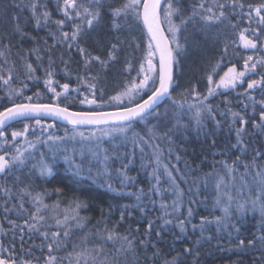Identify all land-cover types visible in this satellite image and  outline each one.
Here are the masks:
<instances>
[{
  "label": "trees",
  "instance_id": "16d2710c",
  "mask_svg": "<svg viewBox=\"0 0 264 264\" xmlns=\"http://www.w3.org/2000/svg\"><path fill=\"white\" fill-rule=\"evenodd\" d=\"M30 2V0H0V36L5 39L0 42V50L5 52L7 63L4 57H0V76L7 79L10 72L13 79L8 85H5L0 80V111L4 107H11L15 103H29L26 96H32V102L35 103H59L61 106H67L70 111H92V110H105L113 111L123 109L129 105L127 98L123 99L122 103L109 100V97L117 95L123 91L125 85L131 80L132 77L137 75L139 70L140 61L142 58V49L146 47L145 37L143 33V26H136L135 21H129L128 24H123L121 29L114 31L111 29V21L107 14H104V20L98 26L96 32L84 42L81 46L87 47L93 55H101L102 58L107 57V50L112 43L119 44L118 60L111 62L106 69H102L99 64L91 68L88 75L100 74L101 79L92 81L97 83L96 100L98 104L103 105L102 109H97L95 105L81 104L80 100L84 96L92 98L89 90L83 85L78 84L77 73L85 74L83 69V62L76 49L71 52L72 62L69 66L71 77L65 75V65L61 62L60 57L63 55L64 59H69L67 46L63 48H56L52 51L51 55L55 64L52 68L54 72L53 79L58 81L55 85L57 91H63L59 84L70 83L71 88H79V95L77 92H71L70 100L65 101L63 97L56 99L53 93L48 92L45 87L44 80L46 78L45 69L48 68L49 55L45 49L48 45L52 44V40L47 39V44L44 38H47L46 29H37L35 22L32 19L31 12L28 8L23 7ZM39 3H47V10L52 13L53 19H62V14L57 11L55 0H38ZM87 2V0H82ZM113 7H118L123 0H111ZM198 2V0H197ZM211 0H205V3H210ZM224 2V0H220ZM245 3L244 11H247L248 4H258L262 0H243ZM21 5V7H13L12 5ZM5 5H8L5 12ZM180 7L182 15H188L191 7L192 0H182ZM43 9H41L42 11ZM18 17L19 24L22 28H26L27 33L35 37L34 40L25 38L21 42L19 35L12 36V17ZM174 22L180 23V16L174 17ZM236 21L233 20V23ZM204 22L198 17L195 22H189L181 27L177 33L179 42L184 45V48L176 53L177 64L173 69L174 85L171 90V96L184 104L183 108H179L172 103V100L167 97L159 103L153 111L161 113L160 117L150 115L146 120L140 119L132 122V127L126 134L112 133L102 139L86 140L82 139L78 133L83 132L85 137L91 136L92 132L96 133V137H102L100 131L104 127L76 128L75 132L73 127H68L63 124L53 122L51 120H41V125H36L35 120H24L11 124L10 127L4 129L5 136L11 140V132L13 130L21 131L25 124H28L29 132L26 134L27 139L36 144L34 149H28L31 152L32 158L26 162L27 166L23 167L17 175L21 176L24 184L31 183L34 192L47 191L49 196L45 197V202L49 205L59 203L60 207L55 210L57 218L63 220L64 215L71 216L70 209L74 207L73 201L79 200L87 204L86 208L79 209V214L87 218V227L84 229L87 232L89 229L94 233L98 227L103 230L107 227L112 230L114 227L121 235L130 232V239L134 237L133 244L134 250L127 253V264H136L137 257L139 264H164L165 260H171L174 257L178 258V264H264V247L258 242L253 247H248L247 241L253 239L254 236L260 235L259 229L261 227V217L259 211L249 210L246 214L236 211L235 203L232 205V211L228 218L227 224L222 225L217 229L215 223L207 225L203 235L199 229L193 230L191 224L187 225L186 232L181 234L176 227V220L174 217L178 216L183 218L187 214V208L190 200H195L191 204L194 209V216L192 223L199 224L202 216L208 217L210 220L216 216H221L220 207L216 206V183L223 178L224 186L221 192L225 195L223 199L227 203L228 195L235 197L240 203L248 201V207L251 208L250 199L254 198V193L249 190V187H254L252 184V174H245L243 162L250 161L255 154V150L264 152V134H260L257 130L252 128L251 122L248 123V134L245 140L248 144L247 155L244 156L240 167L234 175H229L224 169L220 161H226L231 164L237 155H241L238 149H233L232 144L236 142L235 129L230 127L231 115L227 112V107H231L233 111L242 112L243 104L241 100L244 99L239 95L247 88V81L243 85H238L236 90L229 89L227 93L209 97L207 103L213 106V115L216 120L220 122V127H216L215 121L211 120L207 113L204 114V130L198 132L194 124L195 109L189 110L188 104L184 103L185 97L181 95L191 84H196L199 81V91L206 92L207 81L205 78V71L208 63L215 62L220 58L223 52L224 37L238 40V35H234L230 28H225L224 25H211L205 30H201ZM256 27L255 24L252 25ZM55 28V25H51ZM166 30L167 26H163ZM247 27V24L243 25ZM71 32V24L64 29ZM9 37H11L9 39ZM99 41V44L97 43ZM4 43L11 45L10 49L3 47ZM140 44L141 48L137 49L136 45ZM38 47L41 49L39 55L43 58L42 61L37 60L36 55H26L29 49ZM235 51L242 53V56L235 55L232 48L229 49V56L222 64L219 74L227 70V67L232 63L237 65L238 70L243 68V56L252 55V50H244L238 48ZM260 54L256 53L254 59ZM23 58L32 63L34 67L38 68L35 72L34 79L26 78V69L23 65ZM131 61L132 69L126 71V62ZM155 63L158 66L157 59ZM147 67V65H145ZM264 72V68L260 69ZM259 79V72L254 77ZM219 80V75L215 77ZM26 85V87H25ZM103 90L101 96L100 90ZM12 90L20 91L21 94L17 95ZM39 91L41 97L39 100L35 97V93ZM223 91V90H221ZM150 93L141 92L140 96L132 101L134 105L137 102H142L147 98ZM254 95L259 98L260 91L257 89ZM11 96V99L9 97ZM230 101L228 106H225L223 101L225 99ZM189 103L195 104L192 97H187ZM219 105V109L216 106ZM168 110L167 117H165V110ZM251 108L248 112L251 113ZM176 113L173 116V113ZM224 112V115L220 113ZM259 120V109H257L255 117L249 115L248 119ZM179 123L188 127L181 128L172 134L171 142L167 138L157 139L153 147L159 146L162 153L161 164H167L169 170L175 178L176 184L184 193L183 204L181 212L173 213L169 216H164V209L161 204L169 205L168 212L172 213V200L175 199L172 191H167L171 188V182L167 175L164 174L163 167L159 168L160 182L159 189L161 195L150 194L151 199L147 196L141 202L136 200L135 195H128V193H135L139 188H143L145 193L152 184H155L154 179H150L148 173L152 168L156 167L154 163H150L154 159L153 147L148 144L141 143L140 147H135L132 143L134 134H139L141 137L147 138L148 128L157 126L158 131L162 135L167 131V128L172 127L174 124ZM52 125L51 128H46L47 125ZM166 124V126H165ZM42 127L44 128L42 132ZM110 127V126H106ZM35 133V135H33ZM49 134L55 137H63L64 139H57L55 141L48 140ZM125 135L127 139H125ZM36 136H40V141H36ZM75 136L74 139L71 137ZM47 141V143H45ZM213 141L215 143H213ZM99 145V147H97ZM16 146L21 150L27 149L25 137L17 138ZM8 149L9 155L15 152L12 145L5 146ZM171 148V151L169 149ZM107 151L109 156H114L116 152L126 153L131 156L133 163L129 166L128 175L136 177V183L121 184L122 177L118 174L117 169L121 163L126 161H116L110 159L108 161L107 171H104V165L98 163L94 153H99L102 159L104 151ZM0 154L3 151L0 150ZM65 156L69 159L66 162ZM177 156L180 157L177 160ZM46 162L54 165L53 175L51 177L41 178L39 176L38 165L41 158ZM264 163V161H261ZM187 165L192 167L189 170ZM80 167V175L74 176L75 166ZM145 165L146 167H143ZM172 165H176L175 168ZM200 165L199 168L196 166ZM213 172L214 175L207 178V173ZM25 177H30L26 179ZM14 177L0 179V185L12 186ZM193 181H198L193 184ZM109 184L112 185L116 191L109 190ZM13 187V192L17 193L19 187ZM56 188H61L62 193L58 196L54 191ZM243 192L241 194V189ZM191 189V191H190ZM9 200V207L14 205L18 208L17 198L14 196L11 199L0 194V227L5 230L10 229L8 219L15 220L17 224L23 225L26 216H18L16 211L5 213L4 201ZM25 208L34 211L32 202L29 197H24ZM155 201L153 203L152 201ZM144 207L146 211L141 213L139 207ZM125 206H129L125 208ZM222 207V206H221ZM124 213V219L121 222V213ZM129 213L131 215L129 216ZM52 213L49 212V215ZM173 219V223L164 225L163 219ZM149 220L153 221L150 230V241L147 247L140 244V240L145 238L148 229ZM46 224L55 227L54 219H47ZM69 224H75V221L69 220ZM238 229V231H237ZM42 231L45 229H41ZM18 234L13 237L12 232L9 231L7 236H0V244L4 247H9L10 242L14 241L15 249L18 255H26L27 250L36 245L33 249V255H41L42 237L39 233H29L27 229L24 230L23 240L24 249L23 253L20 252L21 242L19 230H15ZM160 232L161 235L157 237L156 233ZM74 234L71 236L68 246L65 250L58 253L59 256H66V253L72 251V243H79L82 232L79 229L73 228ZM106 235V233H105ZM200 241L197 243V241ZM244 240L245 245L238 247L239 241ZM155 244V247L152 245ZM121 241L109 243L104 249L107 256L111 259L106 261V264H112V259H118L120 264H125V254L116 253L115 249L119 248ZM86 247L91 249L93 244H88ZM189 247L192 249L191 254L184 253V248ZM44 254H47V248L43 249ZM158 252L159 255L154 259L153 254ZM199 253L197 256L196 253ZM56 254V253H54ZM103 258V257H102ZM64 264H68L67 259ZM83 264V260L81 262Z\"/></svg>",
  "mask_w": 264,
  "mask_h": 264
},
{
  "label": "snow or ice",
  "instance_id": "6c2138e0",
  "mask_svg": "<svg viewBox=\"0 0 264 264\" xmlns=\"http://www.w3.org/2000/svg\"><path fill=\"white\" fill-rule=\"evenodd\" d=\"M57 11L62 14V19H53L52 13L47 10V3H39L38 0H30V2L23 7L28 8L31 12L32 19L35 22V27L37 29H46L47 38H44L45 44H47V39L52 40V44L48 45L45 49L50 53L48 68L45 69L46 78L44 80L45 87L48 92L53 93L54 98L59 99L63 97L65 101L70 100L71 92H77L79 95L83 93L79 92V88H71L70 83L59 84V87L63 91H57L55 85L59 83L53 79L54 72L52 68L55 61L52 58V51L56 48H63L67 46L69 53V59H64L61 55L60 60L65 65V75L71 77V72L69 71V66L72 62L71 52L73 49L78 51V54L83 62V69L85 74L81 75L77 73L78 84L86 87L92 98L89 99L88 96H84L80 100L81 104L95 105L97 109H102L103 105L98 104L96 100V90L97 83L92 81H99L101 79L100 74L88 75L91 68L99 64L102 69H106L111 62L118 60L119 55V44L112 43L107 50V57L102 58L101 55H93L87 47L81 46L82 42L86 41L93 32H96L98 26L104 20V14L107 10V14L111 21V29L118 31L123 24H129V21H135L136 26H143V33L145 37L146 47L142 49V58L139 65V70L135 77L125 85L123 91L119 92L115 96L109 97V100L116 101L117 103H122L123 99L127 98L129 100V105L125 106L122 110L116 111H105V110H92V111H70L67 106H61L59 103H35L32 102V96H26L25 99L29 103H15L13 102L11 107H4L3 111H0V150L3 154H0V179H5L9 177H14L12 186L0 185V194L5 197L17 198V203L19 207L15 205L9 207V200L4 201V212L9 213L16 211L17 215H24L23 225L17 224L15 220L8 219V223L11 226L10 229L5 230L0 227V236H7L9 231L12 232L13 237L18 233L15 230H19L21 249L20 252L23 253L24 240L23 234L24 230L27 229L29 233L36 232L42 237L41 244L39 248L41 249V255L34 256L33 249L37 247L33 245L27 250L26 255H18L15 249L14 241L10 242L9 247H4L0 244V264H64L67 259L68 264H106V261L111 259L107 256L104 249L109 243H115L116 241H121L119 248H116V253L125 254V264H127V253L134 250L133 238L130 237V232L121 235L116 231L115 227L112 230H108L107 227L101 230L98 225L96 231L93 233L91 229L87 232L84 231L87 227V218L82 217L79 214V209L86 208L87 204L76 200L73 201L74 207L70 209L71 216L68 214L64 215L63 220L57 218L55 210L60 207L59 203L49 205L45 202V197L49 196L50 193L45 191L34 192L32 190V184H24L20 175H17L23 167H26V162L32 158L31 152L28 149H34L36 144L27 139L26 134L29 132V125L25 124L23 130L17 131L13 130L11 132V140H8L5 136V131L7 127L11 126L13 121L29 120L35 118L36 125H41L42 116H52L66 121L69 125L73 126V131L76 128L83 125L91 126H110L101 128L102 137L97 138L96 133L92 132L91 136L85 137L83 132H79L78 135L82 139L93 140L102 139L107 137L112 133L126 134L132 127V122L139 118L141 121L146 120L150 115L160 117L161 113L154 112L153 110L159 106V103L164 98L172 100L174 105L179 108H183L184 104L180 101L174 99L171 96V90L173 89L174 79H173V69L177 64L176 53H179L183 48L179 40L177 33L181 30L183 25L189 22H195L197 17L204 22L201 30H205L207 27L215 25H224L225 28H230L234 35H238V40L230 39L229 37H224L223 42V52L219 59L214 63L209 62L205 71V78L207 81L206 92L199 91L198 85L191 84L185 88L184 92L181 93L185 97L184 103L188 104L189 110L195 109V115L193 117L195 128L198 132L204 130V114L215 121L216 127H220V122L216 120L213 115V106L207 103L209 97H214L217 95H222L227 93V90H236L238 85H243L247 81V88L243 92L239 93L244 99L241 100L243 104V111L237 112L233 111L231 107H227V112L231 115L230 127L235 129L236 142L231 145L233 149H238L241 155H237L236 159L231 163L226 161H220L229 175H234L243 161L244 156L248 152V144L245 140V136L248 134L247 125L249 122L252 124V128L257 130L260 134H264V72L260 69L264 68V0L258 4H248L247 11L245 9V3L243 0H211L210 3H205V0H192V7L188 15H182V9L180 4L182 0H123L118 7H113L111 0H87V2H82V0H55ZM13 7H21V5H12ZM5 12L8 5H5ZM41 9H43L41 11ZM180 16V23L174 22V17ZM233 20L236 22L233 23ZM12 36L19 35L21 42L25 38L34 40L35 37L30 36L26 28H22L19 24L18 17L15 15L12 17ZM71 24V32L65 31L64 29ZM247 24V27L243 25ZM255 24L256 27L252 25ZM51 25H55L52 28ZM167 26L166 30L163 27ZM11 37H9L10 39ZM5 38L0 36V42ZM99 44V41H97ZM3 47L5 49H10L11 45L4 43ZM137 49L141 48L140 44L136 45ZM232 48L235 55L242 56L243 54L235 51L238 48L244 50H252V55L243 56V68L238 70L237 65L232 63L231 66L227 67V70L223 72V75L219 74L222 64L225 59L229 56V49ZM41 51L40 48L35 47L29 49L26 55H36L37 60L42 61V57L39 55ZM259 53L260 55L254 59V55ZM0 57L5 58L7 63V57L5 52L0 50ZM158 57V66L155 63ZM23 65L26 69V78L34 79L35 72L38 68L34 67L32 63L28 62L26 58H23ZM147 65V67H145ZM131 61L126 62V71L132 69ZM259 72V79L254 78ZM219 75V80L215 77ZM13 79L11 72L7 79L0 76V80L3 81L5 85ZM26 87V85H25ZM259 89L260 96L257 98L254 95L255 91ZM223 90V91H221ZM15 94L20 95V91L12 90ZM141 92L150 93L147 95L146 99L142 102H137L134 105L132 101L140 96ZM101 96L103 95V90H100ZM37 100L40 99L41 93L37 91L35 94ZM192 97L196 103H189L187 97ZM11 99V96L9 97ZM223 103L225 106L230 104V101L226 98ZM219 109V105L216 106ZM251 108V113L248 109ZM257 109H259V120L252 119L249 121L248 116L251 115L255 117ZM168 110H165V117H167ZM224 115V112L220 113ZM176 113H173L175 116ZM166 126V124H165ZM52 125H47L46 128H51ZM188 126L181 125L179 121L172 127L167 128L166 132L161 135L158 131L157 126H152L148 128L147 138L139 136V134H134L132 143L135 147H140L141 143L148 144L153 147L157 139L167 138L171 142L172 134L175 131H179L181 128H186ZM44 128L42 127V132ZM35 135V133H33ZM25 137V143L28 148L21 150L20 147L16 146L17 138ZM72 139L75 136L71 137ZM57 139H64L63 137H55L51 134L48 136V140L55 141ZM125 139L127 136L125 135ZM36 141H40V136H36ZM47 143V141H45ZM213 143H215L213 141ZM6 145H12L15 148V152L9 155ZM99 147V145H97ZM104 154L101 159L99 153H94L98 163L104 165V171H107L108 161L114 159L116 161H126V163H121L120 167L117 169L118 174L122 177L121 184L136 183V177L129 176L128 170L129 166L133 163V159L129 154L116 152L114 156H109L106 150H103ZM171 151V148L169 149ZM162 153L159 146L153 147V157L154 159L150 163H154L156 167L152 168V171L148 173L150 179L156 181L145 193L143 188H139L135 193H128V195H135L136 200L141 202L144 197L151 199L152 193L155 195H161V190L158 185L160 182L159 168L162 166L164 174L168 176L171 182V188L167 191H172L175 199L172 200L171 208L172 213L168 212L169 205L161 204V208L164 209V216L172 215L173 213L181 212L184 193L180 187L176 184L175 178L172 172L169 170L167 164H161ZM68 157L65 156V161H68ZM180 157L177 156V160ZM264 152L260 150H255L254 156H252L250 161L243 162V168L245 174H252V184L254 187H249V190L254 193V198L250 199L251 208L248 207V201L240 203L235 197L228 195L227 203H225L223 196L224 193L221 192L224 186V180L221 178L216 183V206L220 207L222 213L221 216H216L213 219H209L206 216L200 218L199 224L192 223V218L194 216V209L191 207L195 200L189 201V206L187 208V214L183 218L178 216L174 217L176 222V227L179 229L181 234H184L187 229V225L191 224L193 230L199 229L201 236L206 230V226L215 223L217 229H220L222 225L227 224L228 218L232 211V205L235 203L236 211L246 214L249 210L255 212L259 211L261 217V227L259 229L260 235L254 236L253 239L247 241L248 247H253L256 243H260L264 247ZM146 167L145 165H142ZM34 168H38L39 176L41 178L51 177L53 175L54 165L46 162L42 157L38 165H34ZM173 168L176 165H172ZM186 167L192 171V167L186 164ZM197 168L200 165L196 166ZM80 167L75 166L74 176L80 175ZM213 172H209L205 176V182L208 177L213 176ZM30 180V177H25ZM198 181H193V184H197ZM17 185H23L19 187L17 193L13 192V187ZM110 191H116L109 184ZM59 196L62 193L61 188H56L54 190ZM191 191V189H190ZM243 188L241 189V194ZM24 197H29L34 211L25 208ZM155 203V201H152ZM222 206V207H221ZM129 206H125L127 208ZM139 207V204L137 205ZM141 213H144L146 209L144 207H139ZM49 212L52 214L49 215ZM131 213H129V216ZM55 220V227L53 229L52 225L46 224L47 219ZM75 221V224H69V220ZM124 219V213H121V222ZM163 219L164 225H169L173 223V219ZM153 221L149 220L148 229L145 234V238L140 240V244L147 247L150 241V230L152 228ZM73 228L79 229L82 232L81 239L79 243H72V251L66 253V256H59L58 253L65 250L68 246L71 236L74 234ZM45 229V230H41ZM238 231V229H237ZM106 233V235H105ZM157 237L161 235L158 231L156 233ZM200 241L198 240L197 243ZM88 244H93V247L89 249L86 247ZM245 245L244 240H240L238 247H243ZM155 247V244L152 245ZM47 248V254L43 252L44 248ZM56 253V254H54ZM184 253L191 254L192 249L189 247L184 248ZM159 253L153 254V257L148 259H154ZM198 256L199 253L197 252ZM103 257V258H102ZM112 264H120L118 259H112ZM136 264H139V258L137 257ZM164 264H178V258L174 257L171 260H165ZM195 264V260H194Z\"/></svg>",
  "mask_w": 264,
  "mask_h": 264
},
{
  "label": "water",
  "instance_id": "95a60500",
  "mask_svg": "<svg viewBox=\"0 0 264 264\" xmlns=\"http://www.w3.org/2000/svg\"><path fill=\"white\" fill-rule=\"evenodd\" d=\"M157 63H159L158 57H157ZM164 99H165V98H164ZM164 99H163V100H164ZM163 100H161V101H163ZM161 101H160V102H161ZM119 110H122V109H119ZM113 111H116V110H113ZM40 119H41V120H51V121H53V122H57V123L63 124V125L68 126V127H73L72 125H69L66 121L61 120V119L56 118V117H52V116H42ZM138 119H139V118H137L136 120H138ZM29 120H35V118H33V119H29ZM136 120H134V121H136ZM21 121H24V120H21ZM134 121H133V122H134ZM16 122H19V121H13V122H11V124L16 123ZM96 127H106V126H91V125H83V126H79V127H77V128H80V129H86V128H96Z\"/></svg>",
  "mask_w": 264,
  "mask_h": 264
}]
</instances>
